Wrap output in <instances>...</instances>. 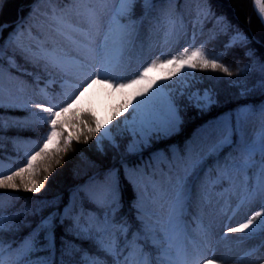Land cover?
Listing matches in <instances>:
<instances>
[{
    "label": "snow or ice",
    "instance_id": "6c2138e0",
    "mask_svg": "<svg viewBox=\"0 0 264 264\" xmlns=\"http://www.w3.org/2000/svg\"><path fill=\"white\" fill-rule=\"evenodd\" d=\"M72 2L75 3L77 0H72ZM103 2L118 3V7L111 11L102 40L97 41L91 35V30H95L96 35L99 36L101 27L100 17L95 9L87 10V29L68 25L84 37L82 41L77 42L81 50L80 59L73 58L71 63L82 70H87L82 81L83 88L76 86L79 88V95H75L72 103L78 101L85 90L96 84L114 90L133 89V91L120 110L114 112L104 123L97 120L93 128L79 121L86 132L77 128L78 117L75 113L71 118L65 117V114L72 109V103H66L64 107H58V110H54L57 106L46 107L44 103L35 104V108L48 113L45 120L50 130L43 137V144L38 151L27 156L23 167L16 168L7 175H4L0 169V188L14 190L23 188L32 193L40 192L52 170L54 156L56 157L55 163L59 164L61 162L60 152L67 151L72 140L79 141L81 134L86 143L90 137L104 129V138L113 148L119 149L120 145L110 134L106 125L130 110L131 119L125 117L123 123L131 135V141L126 145L123 155L140 154L143 159L144 150L150 149L153 143L167 141L178 130L182 122L177 98L171 91H166V86L160 84L159 81L171 80L185 68L219 69L232 75L228 67L218 63L215 59L206 58L200 48L189 51L187 47L177 55H171L169 59H161L166 55L161 51L159 55L147 62L146 66H143L144 61L138 59V71L134 69L130 79L126 75H113L121 67L126 53L134 46V40L139 36V27L144 20L157 10L161 2L173 4L175 0H103ZM256 4L261 15L264 16V0H256ZM137 5L141 7V15L139 19H133ZM221 22L223 18L217 20V23ZM170 23L171 28L165 32L166 43L177 34L176 22L172 20ZM2 31L3 27H0V32ZM22 36L21 32L11 33L4 44L0 45V61L4 59L5 48L14 46L26 58L30 56L36 61L43 60L46 67L51 66L53 69L66 71L65 64L69 62L67 59L57 57L54 51L48 49L38 48L33 51L31 47L25 48L21 40ZM246 40L247 37L237 32L231 37L226 47ZM92 62L96 65L94 71L90 69ZM8 63L10 67H16L12 57H9ZM168 66H171V70L165 77L149 75L153 69ZM248 70V66H245L237 71L246 72ZM260 70L264 74V64L260 65ZM3 71V64L0 63V109H28L27 103H17L11 98L5 104ZM9 76L11 77L10 73ZM102 76L106 78L100 79ZM255 88L264 92V78L257 81ZM253 90L246 88L239 95L244 98ZM179 95L184 96L185 93L181 91ZM188 102L204 110L215 101L206 91L203 95L199 92L189 93ZM257 112L260 127L249 138L247 129L257 116ZM65 125L73 130L67 136H64L63 132ZM0 127H3L2 118H0ZM61 140L63 148L60 146ZM197 140L198 144L194 141L185 144L183 155L175 145H171L168 149L171 153L170 158L164 150L152 152L150 160H155L157 166L153 168L151 174L145 171V168L151 167V164L129 166L123 159L121 160L124 178L136 194V199L131 206L136 210L135 221L138 222V226L133 225L127 217L119 216L123 204L119 181L120 170L115 167L104 172L103 179L97 178L99 174L94 175L89 179L88 184L77 190V193L83 192L84 194L79 207H77L75 195L62 209L59 200L42 201L41 206L33 213L39 217L35 227L31 223L23 225L31 231L18 248L13 247L15 241H9L6 246L4 234L13 232V230L19 231L20 225L15 223V217L19 213L6 217L0 211V264H22L29 254L37 252H49L51 255L38 257L35 260L28 259L27 264H55L52 256L56 252L58 226L63 227V234L60 236L59 264H109L107 258H110L111 264H189L187 246L191 245L193 251L197 250L201 242L208 246L211 234L210 225L204 224L202 215L193 217L196 222V227L193 229L194 235H189L185 226L183 218L188 214L189 203L193 200V187H196L198 206L202 213L204 207L211 203L212 191L216 186L223 185L225 182L228 186L218 194L221 197L228 193H235L242 184V194L238 198L236 208L230 209V206H227L221 209L225 215L229 209L235 215L241 207L259 204L258 211H254L238 226L227 227V233H245L248 237L256 233L264 234V103L258 106L240 105L234 113H228L226 118L209 121L198 129ZM50 145H54V148H50ZM225 149L229 151L225 153ZM100 151H103L102 147ZM222 153L225 154L222 156ZM210 158L213 164L207 167L204 178L201 180L199 173ZM160 164L166 165L167 170L160 168ZM250 170H254L252 176H249ZM41 171L43 178H40ZM157 176L160 178L157 179ZM84 199L94 205L96 211L86 213L83 207ZM161 200L168 205L166 219L160 218L149 207ZM45 209H50L46 215L44 214ZM65 221L69 222L67 226H65ZM67 236L92 243L98 252L104 254V257L89 255L80 245L66 239ZM225 238H227L226 234L222 239ZM260 247H264V244ZM153 249L156 253L155 259H153ZM256 250H249L245 255L250 256ZM75 253H82L80 261L73 260ZM65 257L68 259L65 260ZM202 258L197 255L194 264H199ZM204 264H223V260L216 259L213 253V259L204 260Z\"/></svg>",
    "mask_w": 264,
    "mask_h": 264
},
{
    "label": "trees",
    "instance_id": "16d2710c",
    "mask_svg": "<svg viewBox=\"0 0 264 264\" xmlns=\"http://www.w3.org/2000/svg\"><path fill=\"white\" fill-rule=\"evenodd\" d=\"M35 1L0 0V25L8 24L1 32L0 45H3L8 36L17 28L18 23L14 22L18 19L19 14H21L22 18V21L19 23L20 25L28 21V10ZM53 1L57 7H64L70 0ZM206 2L210 5V13L201 20L197 19L202 32L201 37L203 38L202 51L209 60L215 59L218 63L228 67L232 75H228L219 69H194L195 74L201 78V82L205 81V86L211 87L215 102L208 108L200 110L187 101L186 94L177 97L182 122L180 130L165 141L166 143L186 138L198 124L223 114L234 113L235 109L240 105L251 104L258 106L264 103V92L259 88H255L257 81L264 78V74L260 70V65L264 64V26L253 8L252 0H206ZM60 3L62 4L60 5ZM175 5H178L187 14L196 8L195 5L182 4L180 2H176ZM220 18H223V22L217 23V20ZM235 31L245 33L247 40L245 42H236L231 47H226L229 36ZM7 54L13 55L20 65L37 70L39 61L30 56L26 58L24 54L13 46L5 48V55ZM0 63L3 64V73L10 70L7 68L4 59ZM245 66H248V71H237ZM246 88L254 90L249 92L246 97H240L239 93ZM28 110L24 108H2L0 109V115L10 116L22 111V116L27 120L25 127L30 126L31 128L42 129L33 120L34 117L28 115ZM73 113L78 117V129L86 132L83 124L95 127L94 117L88 111L77 112L70 109L65 114V117L71 118ZM79 121H83V124H80ZM44 129H48L47 131H49L50 126L46 125ZM19 130H21V127ZM70 131L73 130L68 127L65 129L63 126L64 136H67ZM96 136L97 133L95 136L90 137L86 143L83 140V134H81L79 141L72 140L67 151L60 152L59 159L61 162L59 164L55 163L56 157L54 156L52 170L48 174V179L45 181L44 187L40 192L32 193L23 188L16 189L15 191L27 198H41L38 208L41 206L42 201L54 199L59 200L60 208H62L71 190L78 183L86 181L96 172H103L118 164L120 157L127 158V156L123 155L127 139L126 135L121 134L117 136V142L120 145L119 149L113 148L108 140H102L98 145ZM251 136L252 134H249V138ZM60 146L63 148L62 140ZM101 147L103 151H100ZM40 178H43L42 171ZM119 181L121 194L129 196L128 198L132 200L135 193L131 185L124 177H120ZM38 208L35 209L30 206L29 209L23 210L27 215L28 223H31L33 227H35L39 219L38 215L33 214ZM48 211L50 209H45L44 214L46 215ZM30 231L31 229L26 227L25 233L29 234ZM62 234L63 229L58 226L56 230V252L52 256L55 264H59L60 260V236ZM66 239L72 240L75 244L80 245L84 250L89 252V246L86 243L81 244L80 240H75L72 236H67ZM40 253H31L32 258L37 259ZM81 254L75 253L73 260L80 261L79 255ZM44 255L50 256L51 254L44 252ZM67 259L68 257H65V260Z\"/></svg>",
    "mask_w": 264,
    "mask_h": 264
},
{
    "label": "rangeland",
    "instance_id": "374dc122",
    "mask_svg": "<svg viewBox=\"0 0 264 264\" xmlns=\"http://www.w3.org/2000/svg\"><path fill=\"white\" fill-rule=\"evenodd\" d=\"M90 2V5H88L86 2L77 4L73 8L71 14H69L67 20L60 18L56 12V9H54L49 0L40 1L31 11V15L33 16L32 19L36 24H48L53 30L62 36L66 44L70 46L69 53L71 56L64 58L69 61L65 64L66 78L64 81L60 82L61 93L66 96L68 103H72L75 100V95H79V88H83L82 81L87 74V70H82L75 64L71 63L73 58L80 59L81 50L79 49L77 42L82 41L84 37L79 32L69 28L68 25L71 24L83 29H87V12L85 13L86 10L81 11V9L86 7L87 9H95L97 15L100 17L101 27L99 36L96 35L95 30H91V35L95 37L97 41H99L103 39L104 31L106 30L110 17L109 12H106L103 7V0H90ZM253 5L257 10L255 3ZM116 7H118V3H112L110 12ZM172 20L176 22L177 34L173 35L166 43L165 32L171 28L170 21ZM195 30L196 25L190 21H184V19L181 17H179L178 20L161 19L156 25H150L148 27L147 24H142L139 27V36L134 40V46L131 47L128 53H126L121 67L117 69L113 75H126L127 78L130 79L132 78L133 70L136 69L138 71V59L144 61L143 66H146L147 62H150L152 58H154L156 55H159L161 51L166 53V55L162 56L161 59H169L171 55H177L185 47H187L189 51H192L194 48H197V45L195 44L197 36L192 35ZM21 40L25 48L31 47L33 51L41 48L37 36L32 34L29 30H25L23 32ZM95 66V62L90 63V69L92 71H94ZM170 70L171 66L158 67L153 69L149 75L152 77H165L169 74ZM104 78L106 77H100V79ZM50 81L51 80L47 81L49 85ZM159 83L165 85V90L171 91L176 98L180 97L179 93L181 91L186 94L187 101L189 93L199 92L201 95H203L204 92L207 91L214 100L211 87L205 86V81L201 82V78L194 73L193 69L185 68L181 73L173 76L171 80H161ZM77 85H79V88L76 87ZM132 91L133 89L114 90L101 84H96L85 90L83 95L80 96V99L75 101V103H72V105L75 104L74 106L82 109H91L97 120L101 123H104L110 116L113 115L114 112L120 110L122 104L128 99ZM33 96H35V99L39 103H44L46 107L57 106V103L51 99L52 94L49 88L40 87V89L34 91ZM39 110L42 111L41 109ZM54 110H57V108L54 107ZM47 116L48 113L43 112V118L45 119ZM125 117H127L129 120L131 119V110L129 112H125L123 116L117 117L116 120L111 121L110 124L106 125V128L113 137L117 138L118 134L126 135V144H128L131 141V135L123 123ZM104 137L105 130L102 129L101 132H98L97 139H106ZM192 141H194L196 144L199 143L197 136ZM227 186L228 185L225 184V187ZM241 188L242 187H238L235 193H230V195L227 194L229 201L228 206H230V209L235 207L233 204L235 205L236 201L238 202V198L242 194ZM220 192L221 191L213 190L211 194V203L205 206L203 209V211L208 216L206 222H210L211 219V225L213 229L212 233L214 235V237L210 239L212 246L211 248H207L206 245L202 243L203 247H201L200 251L196 253L191 251V245H188V256L191 259L195 258L197 255L202 257L206 256L203 261L199 263L204 264V260L213 259L214 253L216 259L223 260V264H245L251 256H246L245 254L248 253L249 250L255 249V246L260 245V241L246 236L245 233H227V227H236L239 223H243L244 220L248 216L252 215L254 211L259 210V204L255 203L246 206L247 210L244 214L234 215L233 217L227 216L224 213L219 214L217 209L223 201V197L218 195ZM161 205L163 206L161 207ZM149 207L158 215H164L167 218L168 205L164 200H161L156 205H150ZM241 208L239 210H241ZM229 217H231L232 221L229 220ZM212 218H214L213 221ZM225 234L227 235V238L222 239ZM205 249H207V252ZM240 257L244 258L241 259ZM255 262L257 264H264V252H257Z\"/></svg>",
    "mask_w": 264,
    "mask_h": 264
},
{
    "label": "bare ground",
    "instance_id": "6f19581e",
    "mask_svg": "<svg viewBox=\"0 0 264 264\" xmlns=\"http://www.w3.org/2000/svg\"><path fill=\"white\" fill-rule=\"evenodd\" d=\"M254 3H255V5H256V7H257V10H258V12H259V14H260L262 20L264 21V16L261 15V13H260V11H259V8H258V6H257V4H256V0H254Z\"/></svg>",
    "mask_w": 264,
    "mask_h": 264
}]
</instances>
